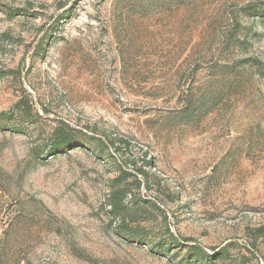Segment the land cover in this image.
<instances>
[{
	"label": "rangeland",
	"instance_id": "1",
	"mask_svg": "<svg viewBox=\"0 0 264 264\" xmlns=\"http://www.w3.org/2000/svg\"><path fill=\"white\" fill-rule=\"evenodd\" d=\"M261 227L264 0H0V264H264Z\"/></svg>",
	"mask_w": 264,
	"mask_h": 264
},
{
	"label": "trees",
	"instance_id": "2",
	"mask_svg": "<svg viewBox=\"0 0 264 264\" xmlns=\"http://www.w3.org/2000/svg\"><path fill=\"white\" fill-rule=\"evenodd\" d=\"M68 136L69 135L65 131L59 132V134L55 136L54 141L50 144L49 151L52 154H54L55 152H58L57 148L60 147L61 152H64L65 148L67 147V144H69L70 142V139ZM140 173L143 176V178L147 180L146 171L144 169H140ZM257 235H264V227L257 229ZM192 249L196 251L198 250V247L193 246Z\"/></svg>",
	"mask_w": 264,
	"mask_h": 264
}]
</instances>
